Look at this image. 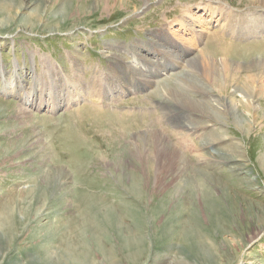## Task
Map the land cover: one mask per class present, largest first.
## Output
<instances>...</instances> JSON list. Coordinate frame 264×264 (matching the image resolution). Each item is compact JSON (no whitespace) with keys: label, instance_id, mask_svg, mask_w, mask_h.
<instances>
[{"label":"rangeland","instance_id":"374dc122","mask_svg":"<svg viewBox=\"0 0 264 264\" xmlns=\"http://www.w3.org/2000/svg\"><path fill=\"white\" fill-rule=\"evenodd\" d=\"M208 5L237 33L185 26ZM263 15L250 0H0V264H264V75L243 69L264 61ZM187 53L206 63L194 87L225 103L228 150L205 155L227 164L200 163L161 119Z\"/></svg>","mask_w":264,"mask_h":264},{"label":"bare ground","instance_id":"6f19581e","mask_svg":"<svg viewBox=\"0 0 264 264\" xmlns=\"http://www.w3.org/2000/svg\"><path fill=\"white\" fill-rule=\"evenodd\" d=\"M262 2H264V0H250V3L252 5H256L257 3L259 4ZM206 8L207 9H202V10H204V12L203 11L201 13L198 12V14H194V12L187 11L184 15L186 17L185 26L191 27L192 29L195 28V30L197 32L204 33V32H206V27H210V25L213 27L219 25L221 27V29H223V30H221V29L220 30L225 32V33H230L232 35L237 33L236 31H228L229 28L231 29V26L233 24L230 26L231 23L230 24L227 23L226 12L218 10L215 7H210V5H208ZM239 16L234 17L233 19L235 21H237L239 18H241ZM262 17H264V15ZM202 18H204V21ZM206 20H208V22H206ZM228 21H229V19H228ZM245 21H248V20L245 19L241 22H245ZM263 23H264V19L259 21L260 25L254 26V27H256V28L262 27L263 28L264 27V25H262ZM237 27H235V28H237ZM208 30L209 29L207 28V32H209ZM214 35L218 36L215 33H214ZM216 44H217V42H216ZM228 44H229V42H228ZM238 45H240V44H238ZM217 46H218V44H217ZM157 52L159 53V51H157ZM205 52H207V51H205ZM259 54H262V53H259ZM184 55H185L184 57H177L178 62L182 63L184 65V70L178 76V78H180L177 82V85H178L177 90L178 91L174 90V91H170L171 93L168 92V94H167L168 97H166L163 104L160 105L161 119L163 118V121L166 120V122H168L169 124H172L173 127L176 128L175 134H178V135H176V137L179 140L178 142L182 145L181 148L190 152L194 156L193 158L196 157L200 163H202V164L204 163V165L207 163H218L219 165H224L225 163L227 164V162H229V160L234 157V156L229 155V154L233 155L232 153L227 154V156H230V157H223L222 156L223 158H221V159L216 158V160L213 159L212 156L209 154L205 155V153H210V151L221 152V151L228 150L229 143L224 142L226 140V138L219 135V132H222L220 130L221 128H219L220 125H222L221 118H219V117L221 114V110H223L222 109L223 106H222V108H220L219 106L221 103H224V101L221 98H219L217 96V94H215V92H212V90H210L208 88L205 89L203 87H194L195 86V85H193L194 81L192 80L194 77L191 79V76L194 74L195 71L199 70L200 68L203 69L204 66L206 65V63H204V61L202 59L200 60L197 57L196 58L195 57L189 58L188 53L184 54ZM203 56H206V54H203ZM212 56H213V54H212ZM257 59H259V58L257 57ZM220 60H221L220 65L222 68H226V67L231 66L230 63L228 62L229 60L227 61L226 57L225 58L222 57V58H220ZM207 63H208L207 67H209V68L212 67L214 69L216 66L215 63L211 60L207 61ZM233 63L234 62H232L231 64H233ZM15 67H14V69H15L14 74L16 73V70H17V68H15ZM31 69H32V71L35 70L33 66ZM243 69H248V70L252 69L254 71H255V69H260V71H262V75H264V61L259 60V62H257V61L254 62V60H253V62L249 66L244 67ZM209 70L210 71H207L208 73H213L211 69H209ZM3 72H4V69L1 68L0 69V76L2 75ZM203 72H204V69H203ZM203 72H201V73H203ZM158 73H161V69L159 68V66H155L152 70V76L154 75V77H155V75ZM250 73H251V71H250ZM200 75L202 76L203 74H200ZM156 79L157 78H152V80L150 79L148 81L152 85H154V87L156 88V91L159 92V95L161 94L162 90L165 91L166 89L171 88V86L166 84L167 82L164 79L163 80L162 79L156 80ZM64 86H69V83H64ZM195 89H196V91H195ZM166 91H168V90H166ZM252 91H254V90L252 89ZM189 93H192V94L195 93L196 95L198 93H203V94H206L208 96H204L200 99H197V98L193 99L192 94H189ZM161 98H162V96H161ZM242 98H245V97H242ZM246 99H247V97H246ZM246 99H244V101ZM201 100H204V101H201ZM219 101H221V102H219ZM187 108H192V112L191 113L187 112L188 111ZM120 122H121V120H120ZM184 122H186L187 124L183 127ZM157 142H160L161 145L165 146L163 141H160L159 139H157ZM166 142L169 143V141H166ZM162 148H164V147H162ZM174 151L175 150L171 148V154L174 153ZM232 152L235 153L234 151H232ZM235 157H237V156H235ZM239 157H241V156H239ZM170 161L172 162L173 160L171 159ZM173 162H175V161H173ZM232 165L233 164H231V166ZM259 234H260V232H257L253 237H251L249 239V241L255 240Z\"/></svg>","mask_w":264,"mask_h":264}]
</instances>
